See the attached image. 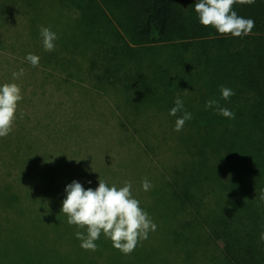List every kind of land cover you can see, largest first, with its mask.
I'll return each instance as SVG.
<instances>
[{
  "label": "trees",
  "instance_id": "trees-1",
  "mask_svg": "<svg viewBox=\"0 0 264 264\" xmlns=\"http://www.w3.org/2000/svg\"><path fill=\"white\" fill-rule=\"evenodd\" d=\"M22 1L30 13L36 14L39 8L36 0ZM90 1L63 0L65 4L61 3V7L71 13V24L83 42L70 46L73 53H69L68 46L55 43L54 52L46 53L47 58L57 60L62 56L68 64H76L78 54L85 58L95 50L98 59L105 60L109 66L116 63V46H112L108 38L101 39L106 37L100 30L103 22L99 14L93 13ZM100 1L113 13L117 7L131 22L127 33L137 45L173 44L174 50L164 58V66L157 64L161 53L158 51V57L156 47L149 49L155 52L151 59L152 80L178 91L184 86H195L200 80L196 91L204 104L201 118L215 119L212 123L206 120L209 123L198 125L186 122L183 130L175 134L176 149L182 145V163L170 169L169 175L158 179L151 191L150 208L162 224L154 231L160 238L159 244L167 249L179 246L196 250L199 244L210 245L212 241L227 264H264V241L260 239L264 230L256 222L258 216L264 218V32L254 35V40L243 46L239 42L233 44L228 40L230 35L221 36L213 27L200 24L194 9L196 0ZM72 6L78 9L77 16H73ZM100 8L99 5V11ZM233 10L240 17L254 20L255 30L263 28L264 0H255L252 5L236 4ZM123 20L126 22L124 17ZM34 33L37 36L39 30ZM229 45H234L235 54L226 55L224 48ZM185 55L191 57L189 62L196 63V69L183 64ZM85 60H91V66H96V59ZM177 64L178 74L175 72ZM104 66L108 67L105 63ZM111 71L106 68L102 76L95 75V82L104 80V75ZM178 77L180 82L175 81ZM221 86L235 93L227 101L222 99ZM212 99L219 102V107L231 110L235 118H225L215 108L206 109V102ZM173 107L171 105L168 115ZM182 113L169 116L177 119ZM156 136L164 138L160 134ZM22 144L14 145V141L6 144L7 149H12V164L28 163L31 153H25L18 161L20 155L14 151ZM2 146L5 147L4 143L0 149ZM183 150L191 151V161ZM57 165L53 163L50 167ZM43 173L47 176H40L42 186L44 182L49 185L55 182L56 168ZM25 178L26 175L20 177ZM0 179V264H61L63 250L74 248L73 236L85 230L68 224L67 215L55 206L48 207L54 197L58 198L55 192H45L40 187L37 196L30 192L24 195L19 191L20 184ZM100 179L111 186L105 173ZM48 194L50 200L42 201ZM95 243L96 251L116 249L103 233ZM102 264L108 263L104 260Z\"/></svg>",
  "mask_w": 264,
  "mask_h": 264
},
{
  "label": "rangeland",
  "instance_id": "rangeland-1",
  "mask_svg": "<svg viewBox=\"0 0 264 264\" xmlns=\"http://www.w3.org/2000/svg\"><path fill=\"white\" fill-rule=\"evenodd\" d=\"M90 2L93 13L99 14L103 22L100 30L106 37L101 39L108 38L111 45L116 46V63L111 66L98 59L95 50L85 56L87 59H98L94 67L91 60L89 62L79 54L76 64H68L62 56L57 60L46 57V53L54 51L44 50L40 35L42 27L48 26L57 34V45H66L70 49L77 41L83 42L80 33L71 24V13L61 7V3L65 4L63 0H36L35 5L39 7L36 14L30 13L22 0H0V86L16 83L23 96L12 132L0 138V145L4 143L5 146L0 149V178L15 182L17 186L20 184L19 191L24 195L29 192L38 194L40 187L42 191L55 192L58 198L54 197L52 203L49 201L51 204L48 207L55 206L60 213L68 182L75 180L85 189H95L99 184L98 178L104 173L111 186L117 188L130 181L133 197L158 229L162 224L150 208L151 191L158 179L169 175V170L181 164L183 159L180 155L182 145L181 149H176V118L170 117L168 110L171 105L175 106L174 102L179 98L184 101V109L192 114V119L186 121L189 124L212 123L215 119H202L204 104L198 99L196 91L200 80L195 86H184L179 91L152 80L151 59L155 52L149 49L156 47V52L161 53V56L159 52L157 54L161 57L157 64L164 66V58L174 50L173 44L137 45L127 33L131 22L117 7L116 13H113L100 0ZM72 7L73 16H77L78 9ZM262 25V29L256 30L254 26L251 35L241 38L231 36L228 40L243 46L253 41L254 35L264 32V21ZM37 29L39 34L36 36L34 32ZM112 36L116 37V41ZM224 49L226 55L235 54L234 45ZM30 53L40 57L39 67H32L26 60ZM69 53H73L72 48ZM187 57L185 55L182 60L183 64L196 69V63L189 62L191 57ZM176 67L178 74L179 64ZM21 68L24 75L14 80L12 73L19 72ZM106 68H110L111 73L104 75V80L97 81V85L93 77L102 76ZM163 73L167 74L166 71ZM175 81L180 82V78ZM186 89L188 92H185ZM156 134L164 138H157ZM12 141L14 145L23 143L21 147L14 148L20 155L18 161L25 153H31L28 163L12 164V149H7ZM183 151L188 154V159L192 158L191 151ZM53 163L59 165L51 168ZM55 168V182L51 185L44 182L42 186L40 176H47L43 171H55ZM22 175H26L25 180L20 179ZM145 179L153 185L147 192L142 189ZM47 197L41 198L42 201L50 200L49 194ZM213 198L211 194L210 200ZM256 222L264 230L263 215L258 216ZM83 229L87 235V229ZM154 233L150 231L148 238L141 241L130 255H124L117 249L86 251L79 246L81 240L75 235L72 240L76 246L63 250L61 264H92V260H96L93 264H102L104 260L108 264H227L212 241H209L210 245L199 244L196 250H185L179 246L167 249L159 244L160 238ZM86 256L87 259L89 257L87 261Z\"/></svg>",
  "mask_w": 264,
  "mask_h": 264
},
{
  "label": "clouds",
  "instance_id": "clouds-1",
  "mask_svg": "<svg viewBox=\"0 0 264 264\" xmlns=\"http://www.w3.org/2000/svg\"><path fill=\"white\" fill-rule=\"evenodd\" d=\"M255 0H198L194 5L195 12L201 25L213 27L221 36L245 37L252 34L255 26L251 18L238 16L233 10L234 5H252ZM43 48L47 52L55 50L57 34L47 27L40 30ZM26 60L32 67H39L40 57L28 54ZM24 75V69L13 72V79ZM222 99L229 100L235 93L232 89L221 86ZM185 92H188L186 89ZM23 100L21 88L16 83H5L0 86V138L7 137L13 130L17 119L18 104ZM175 106L169 115L176 116L178 112L183 115L175 122L174 131L180 132L186 121L192 119V114L184 109V101L177 98ZM205 108H215L218 114L228 119H234L235 114L223 107H219L217 100H209ZM23 113L20 114V118ZM89 184L91 181L88 182ZM153 185L145 179L142 189L150 191ZM132 184L126 181L123 187L109 186L99 178L98 187L85 189L77 181H72L65 188L66 198L62 202L61 211L68 217L67 223L78 228H86L85 233L77 231L76 238L81 240V248L86 251H96L95 243L101 233L112 241L113 247L124 255H130L138 244L148 238L150 231L156 230V224L150 219L148 213L140 207V202L133 197ZM264 199V197H262ZM260 239L264 241V233Z\"/></svg>",
  "mask_w": 264,
  "mask_h": 264
}]
</instances>
